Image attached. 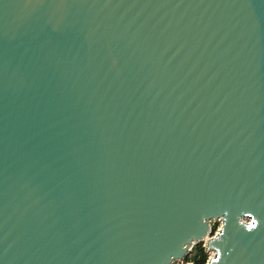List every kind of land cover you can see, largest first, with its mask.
<instances>
[{
    "label": "water",
    "instance_id": "water-1",
    "mask_svg": "<svg viewBox=\"0 0 264 264\" xmlns=\"http://www.w3.org/2000/svg\"><path fill=\"white\" fill-rule=\"evenodd\" d=\"M201 241L264 264V0H0V264Z\"/></svg>",
    "mask_w": 264,
    "mask_h": 264
},
{
    "label": "trees",
    "instance_id": "trees-1",
    "mask_svg": "<svg viewBox=\"0 0 264 264\" xmlns=\"http://www.w3.org/2000/svg\"><path fill=\"white\" fill-rule=\"evenodd\" d=\"M215 231V226L211 228V233ZM208 258L207 250L204 248L202 241L195 244L192 250L184 257L185 262L193 264H205Z\"/></svg>",
    "mask_w": 264,
    "mask_h": 264
},
{
    "label": "rangeland",
    "instance_id": "rangeland-1",
    "mask_svg": "<svg viewBox=\"0 0 264 264\" xmlns=\"http://www.w3.org/2000/svg\"><path fill=\"white\" fill-rule=\"evenodd\" d=\"M221 224H222V222H221L220 220H211V221H210V225H211V227L215 226V231H214L213 233H211V234L209 235V237L215 235V233L217 232V230L220 228ZM202 244H203V246H204V241L202 242ZM192 248H193V247H192ZM192 248L190 249V251L192 250ZM190 251H189V252H190ZM207 253H208V257H209V256H212V255H211V252H207ZM207 259H208V258H207ZM186 263H192V262H185V260L182 259V260H174V261L171 262L170 264H186ZM192 264H193V263H192ZM205 264H207V261H206Z\"/></svg>",
    "mask_w": 264,
    "mask_h": 264
},
{
    "label": "bare ground",
    "instance_id": "bare-ground-1",
    "mask_svg": "<svg viewBox=\"0 0 264 264\" xmlns=\"http://www.w3.org/2000/svg\"><path fill=\"white\" fill-rule=\"evenodd\" d=\"M220 221H221V220H220ZM221 222H222V221H221ZM207 239H208V238L206 237V238H205V240H207ZM213 254H214V252H213V251H211V255H213Z\"/></svg>",
    "mask_w": 264,
    "mask_h": 264
},
{
    "label": "built area",
    "instance_id": "built-area-1",
    "mask_svg": "<svg viewBox=\"0 0 264 264\" xmlns=\"http://www.w3.org/2000/svg\"><path fill=\"white\" fill-rule=\"evenodd\" d=\"M212 237V236H211ZM205 248V247H204ZM206 249V248H205ZM207 250V249H206Z\"/></svg>",
    "mask_w": 264,
    "mask_h": 264
}]
</instances>
